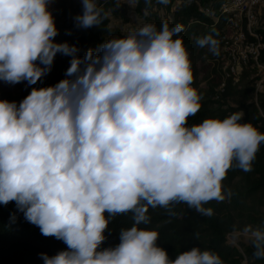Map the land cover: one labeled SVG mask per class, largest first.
<instances>
[{"label":"clouds","instance_id":"1","mask_svg":"<svg viewBox=\"0 0 264 264\" xmlns=\"http://www.w3.org/2000/svg\"><path fill=\"white\" fill-rule=\"evenodd\" d=\"M53 3L0 0V81L35 85L58 53L71 57L55 85L33 87L19 103L0 100V204L14 201L43 236L67 245L41 253L44 264H224L199 247L171 259L159 232L140 225L151 222L149 207L174 214L179 203L211 216L204 205L231 197L228 171L252 170L264 133L242 122V110L188 126L203 97L182 25L145 23L81 57L77 45L55 41ZM81 3L75 26H100L98 0ZM196 42L218 54L212 34ZM129 212L119 244L100 250L110 220ZM247 231L264 259V229Z\"/></svg>","mask_w":264,"mask_h":264},{"label":"trees","instance_id":"2","mask_svg":"<svg viewBox=\"0 0 264 264\" xmlns=\"http://www.w3.org/2000/svg\"><path fill=\"white\" fill-rule=\"evenodd\" d=\"M223 0H169L167 4L160 0H98V6L103 9L102 23L88 29L75 26V13L66 10L63 5L58 8L55 17L59 34L56 42L67 41L79 48L78 55L83 57L89 49H96L106 40L126 36L121 29L131 22L132 11L136 19L145 23H154L160 29L163 21L169 26H183L179 34L189 53L194 75L193 87L202 95L201 108L194 116L189 117L188 126L201 123L205 118L224 119L234 112L243 111L242 122H250L261 133H264V100L256 106L253 102L255 79L248 78L252 69L242 73L236 84L227 81L224 90L219 91L222 83L220 36L223 20L226 17L219 7ZM208 9L213 16L205 13ZM161 11V13H160ZM113 20V22H111ZM264 43V12L260 27ZM212 34L219 40L218 54H213L206 47L197 45V39ZM70 56L58 53L54 59L51 71L35 85L23 81L24 90L19 96H13L0 91V100L19 103L33 87H47L66 78L65 73L70 67ZM264 62V51L260 57ZM207 77V78H206ZM207 79L209 85L200 88L202 79ZM205 89V90H204ZM207 94L209 96H207ZM215 97L220 105L214 108ZM228 98H233L235 107L223 105ZM222 103V104H221ZM261 112V113H260ZM225 189L231 190V197L222 202L215 200L204 205L211 208V216H203L184 203L175 204L172 213L164 208L149 207L148 215L151 222L140 227L157 230L159 240L157 245L164 248L169 258L175 259L180 252L189 251L193 247L201 250H211L218 253L224 264H264V259L254 257L252 245L244 246L240 252L232 245L226 244V235L246 227L264 229V143L253 161L252 170L244 172L235 167L228 171L223 181ZM133 225L132 213L117 215L110 220L105 231L106 240L101 249L115 247L119 244V232L122 228ZM67 245L55 237H45L35 225L28 223L16 208L15 202L0 204V264H44L40 254L49 256L66 250Z\"/></svg>","mask_w":264,"mask_h":264},{"label":"built area","instance_id":"3","mask_svg":"<svg viewBox=\"0 0 264 264\" xmlns=\"http://www.w3.org/2000/svg\"><path fill=\"white\" fill-rule=\"evenodd\" d=\"M219 9L226 16L220 36L223 57L221 60L222 83L219 91L224 90L227 81L236 84L243 72L252 69L255 92H263L264 62L260 60V57L264 51V43L260 27L264 0H223ZM205 13L213 16L208 9H205ZM254 103L257 106V103ZM233 236V234L226 235V244H229Z\"/></svg>","mask_w":264,"mask_h":264},{"label":"rangeland","instance_id":"4","mask_svg":"<svg viewBox=\"0 0 264 264\" xmlns=\"http://www.w3.org/2000/svg\"><path fill=\"white\" fill-rule=\"evenodd\" d=\"M125 2H129V0H124ZM60 5H63L66 10H71L75 13V15L82 14L83 11V6L81 3V0H55V3H53L50 7V10L52 11L53 16H56L58 14V8ZM129 15L132 17L131 22L128 24L121 26L122 32L127 35L130 31L135 30L136 28L143 26L144 23L141 20L136 19L135 16H133L132 11L129 10ZM161 13V11H160ZM113 22V20H111ZM253 73H250L248 75V78H252ZM207 78V77H206ZM206 85H209V81L207 79H202L200 88H204ZM24 90L23 83H18L15 85L5 83L3 81H0V91L1 92H7L12 94L13 96H19L20 93ZM205 90V89H204ZM207 96H209L207 94ZM213 100H215V105L214 108H218L220 105V101L217 100L215 97H210ZM261 100H264V90L263 92H255L253 93V102H256L257 104L261 102ZM222 104V103H221ZM223 105H227L228 107H235L234 99L233 98H228L224 101ZM261 113V112H260ZM247 229H256L253 227H246L243 230L235 231L233 233L234 236L230 239L229 244L227 245H232L235 248H237L238 251H242L244 246H249L251 245L250 242V232L247 231ZM241 264H247L246 261H242Z\"/></svg>","mask_w":264,"mask_h":264}]
</instances>
